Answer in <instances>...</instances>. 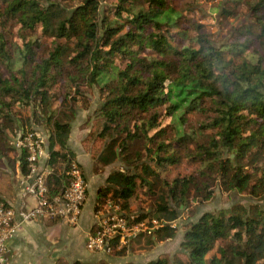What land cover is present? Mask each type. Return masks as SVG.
Wrapping results in <instances>:
<instances>
[{
	"label": "trees",
	"instance_id": "obj_1",
	"mask_svg": "<svg viewBox=\"0 0 264 264\" xmlns=\"http://www.w3.org/2000/svg\"><path fill=\"white\" fill-rule=\"evenodd\" d=\"M103 1L0 0V65L9 73L0 71V154L13 149L18 125L20 136L45 123L47 194L60 196L75 160L68 139L81 86L95 85L102 102L82 146L102 165L121 162L98 187L95 210L109 200L162 241L216 184L256 196L261 183L264 193V0L219 1L221 20L247 16L220 44L190 3ZM19 167L26 176L24 150ZM138 195L150 206L134 213ZM117 244L109 253L125 255ZM180 248L184 257L143 264H258L264 205L203 212L185 226Z\"/></svg>",
	"mask_w": 264,
	"mask_h": 264
},
{
	"label": "crops",
	"instance_id": "obj_2",
	"mask_svg": "<svg viewBox=\"0 0 264 264\" xmlns=\"http://www.w3.org/2000/svg\"><path fill=\"white\" fill-rule=\"evenodd\" d=\"M70 126L68 147L74 152L75 161L81 166L88 183L86 200L79 219L76 224L52 219H34L22 223L15 236L7 242L9 256L6 264H72L76 260L86 264L100 262L143 264L153 259L143 260L134 255V252H130L129 249L123 256L87 250L85 246L86 236L95 221L94 213L98 187L105 183L108 174L120 166L121 162L117 161L109 165L96 162L82 146V140L87 134V129L80 126L79 116L74 117ZM18 127L21 131L22 126L18 125ZM38 132L44 138L45 150V155L39 162V168L46 169L48 133L44 134L43 130ZM19 158L20 150L14 145L11 151L4 155L0 154V160L3 163L2 174L0 175V197L14 208H18L22 201L25 202V208H30L34 203L33 198L31 196L22 197V190L28 178L20 170Z\"/></svg>",
	"mask_w": 264,
	"mask_h": 264
},
{
	"label": "built area",
	"instance_id": "obj_3",
	"mask_svg": "<svg viewBox=\"0 0 264 264\" xmlns=\"http://www.w3.org/2000/svg\"><path fill=\"white\" fill-rule=\"evenodd\" d=\"M14 146L26 152L29 172L28 180L22 190V197L31 196L33 205L25 208L22 201L18 208H14L0 199V264H6L9 256L7 242L12 239L19 226L34 219L63 220L69 224H76L86 200L88 183L82 168L75 160L66 169L67 182L60 196H48L45 184L46 169L39 168V162L45 155L44 138L39 132H27L14 141ZM95 221L86 236L85 246L92 252H111V240L117 239L120 248L136 237L143 229H151L144 222L133 223L121 211L119 205L109 200L95 210ZM165 222H162V224ZM154 226L159 223L154 220ZM161 224V223H160Z\"/></svg>",
	"mask_w": 264,
	"mask_h": 264
},
{
	"label": "rangeland",
	"instance_id": "obj_4",
	"mask_svg": "<svg viewBox=\"0 0 264 264\" xmlns=\"http://www.w3.org/2000/svg\"><path fill=\"white\" fill-rule=\"evenodd\" d=\"M221 0H173L179 8L185 7L186 3H190L189 7L194 10V20L198 23H202L207 32L211 34L212 39H214L217 44L224 43L230 38L231 22L233 24H240L243 22L247 16L242 15L239 19L235 21H224L221 20L219 11L216 9L218 2ZM102 6L105 4L101 0ZM160 19H163L160 17ZM0 71L6 76L9 75L7 69L0 65ZM104 79L100 80L102 83ZM84 91V96L82 98L81 104L78 105L75 116H79L80 126L86 127L87 133L93 127V121L95 111L101 106L102 99L99 95L97 86L93 87L81 86ZM32 127L37 131H42L44 134L48 133V128L46 124L36 125L32 124ZM42 129V130H41ZM20 131H17V135L12 138L13 145L16 138L19 136ZM87 135V134H86ZM14 139V140H13ZM213 195L210 199L199 202L196 200H191L190 205L183 208L178 218L173 222L177 226V233L173 238H168L162 241H157L154 236L150 235L148 229H143L140 231L137 237L130 240L126 246V250L129 249L130 252H134V255L139 256L143 260L157 258L160 255H168L170 257L180 256L184 257V253L181 252L180 242L183 237L185 226L188 222L195 221L199 215L206 211H218L220 209L226 208L230 209L234 204L240 203L248 205L249 203H257L259 205H264V193H262V184H257L256 196L239 193L237 191L226 192L223 191L218 184L213 187ZM133 212L136 213L141 208H148L150 206V199L143 195H138L134 198ZM132 212V213H133ZM152 237V238H151ZM212 254V252H211ZM258 264H264V259L260 260Z\"/></svg>",
	"mask_w": 264,
	"mask_h": 264
}]
</instances>
